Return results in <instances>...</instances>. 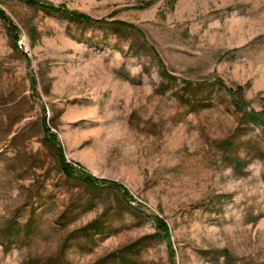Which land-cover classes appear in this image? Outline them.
Returning <instances> with one entry per match:
<instances>
[{
	"label": "rangeland",
	"instance_id": "rangeland-1",
	"mask_svg": "<svg viewBox=\"0 0 264 264\" xmlns=\"http://www.w3.org/2000/svg\"><path fill=\"white\" fill-rule=\"evenodd\" d=\"M45 1L92 23L0 0V264H264V0Z\"/></svg>",
	"mask_w": 264,
	"mask_h": 264
},
{
	"label": "trees",
	"instance_id": "trees-1",
	"mask_svg": "<svg viewBox=\"0 0 264 264\" xmlns=\"http://www.w3.org/2000/svg\"><path fill=\"white\" fill-rule=\"evenodd\" d=\"M25 1L29 5L40 7L49 13H57V14L63 16L64 18H66L67 20L69 19V21H74V22H83L84 21L85 23H92L91 20L86 15L74 13V12L70 11L69 9H67L63 5L57 6L54 3L49 2V1H45V0H25ZM6 15L7 14H5V12L0 10V17L1 18H3L4 20L9 19ZM168 78L171 79V76H168ZM244 91H245V88L243 86H239L235 91L236 98L242 97ZM237 107L240 110H244V108L241 107V103ZM244 113L249 115L253 122H255L257 124H264V116L262 114L255 113V112H247V111H245ZM45 125H46V129H45L46 134L50 138V136L54 135V134L51 132V128L48 126L47 117L45 118ZM59 149H60V164L62 166L61 168L63 169L64 173L69 178L78 177L83 182H86V184L88 186L93 187V188H97V187H100L102 185H107V184L113 185V186H116L117 188H119L124 193V191L122 190V187L119 184L101 181L98 178H96L90 174H86V175L85 174H82V175L74 174L72 172V169H71L73 167L72 164L67 162V160L64 157V154L62 153L63 151L61 150V148H59ZM159 227L162 228V230H166V226H165V223L163 221H160ZM224 254L228 256V254L226 252H224Z\"/></svg>",
	"mask_w": 264,
	"mask_h": 264
}]
</instances>
